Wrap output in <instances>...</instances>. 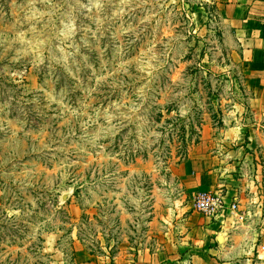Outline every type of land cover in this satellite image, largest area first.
Returning a JSON list of instances; mask_svg holds the SVG:
<instances>
[{"label": "rangeland", "instance_id": "obj_1", "mask_svg": "<svg viewBox=\"0 0 264 264\" xmlns=\"http://www.w3.org/2000/svg\"><path fill=\"white\" fill-rule=\"evenodd\" d=\"M220 12L0 0V264L177 254L164 252L199 191L179 168L226 151L230 126L251 117Z\"/></svg>", "mask_w": 264, "mask_h": 264}, {"label": "crops", "instance_id": "obj_2", "mask_svg": "<svg viewBox=\"0 0 264 264\" xmlns=\"http://www.w3.org/2000/svg\"><path fill=\"white\" fill-rule=\"evenodd\" d=\"M211 2L244 62L251 117L247 124L230 126V148L189 160L179 176L187 193L218 191L228 203L237 196L244 220L188 213L180 221V239L164 252L177 254L145 250L134 257H95L82 252L78 264H264V0Z\"/></svg>", "mask_w": 264, "mask_h": 264}, {"label": "built area", "instance_id": "obj_3", "mask_svg": "<svg viewBox=\"0 0 264 264\" xmlns=\"http://www.w3.org/2000/svg\"><path fill=\"white\" fill-rule=\"evenodd\" d=\"M192 208L202 216L218 220L224 215L244 220V212L240 210V203L237 196H233L228 203L226 195L218 191H198L192 199Z\"/></svg>", "mask_w": 264, "mask_h": 264}, {"label": "trees", "instance_id": "obj_4", "mask_svg": "<svg viewBox=\"0 0 264 264\" xmlns=\"http://www.w3.org/2000/svg\"><path fill=\"white\" fill-rule=\"evenodd\" d=\"M18 225H16V227H17ZM17 229H19V228H17ZM24 231H26V229H24ZM43 241V240H42ZM35 255H37V252L36 253H34ZM40 258V257H39Z\"/></svg>", "mask_w": 264, "mask_h": 264}, {"label": "water", "instance_id": "obj_5", "mask_svg": "<svg viewBox=\"0 0 264 264\" xmlns=\"http://www.w3.org/2000/svg\"><path fill=\"white\" fill-rule=\"evenodd\" d=\"M222 239H223V238H222V236H221V237L219 238V241H222Z\"/></svg>", "mask_w": 264, "mask_h": 264}]
</instances>
